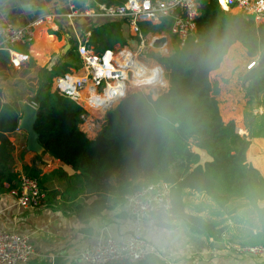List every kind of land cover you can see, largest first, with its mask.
<instances>
[{
	"label": "trees",
	"instance_id": "obj_1",
	"mask_svg": "<svg viewBox=\"0 0 264 264\" xmlns=\"http://www.w3.org/2000/svg\"><path fill=\"white\" fill-rule=\"evenodd\" d=\"M93 1L92 5L110 6L126 0ZM198 10L195 35L182 48L175 45L168 55L149 54L164 69L168 81L165 92L155 99L150 94L127 95L105 112L98 135L89 140L80 129L83 108L51 90L52 79L62 75L66 65L39 69L32 99L37 106L34 130L44 153L69 166L77 178L73 183L68 178L67 189L53 195L71 201L83 193H112L118 203L142 186L162 181L171 185V205L167 212L153 211L158 226L171 229L175 222H182L192 235L222 242L227 239L226 219L244 208L243 216L255 217L257 231L246 234L239 245L264 247V206H260L264 177L246 160L250 140L238 133L233 121L222 120L219 88L210 79L235 43L245 49L249 61L260 57L264 25L242 13L222 11L217 0H198ZM127 24L110 22L92 28L90 44L98 53L117 43L124 45ZM169 25L166 19L148 23L142 30L161 35ZM244 91L247 102L256 100L264 91V71L248 82ZM20 118L17 102H3L0 95V190L5 185L15 188L19 180L7 134L18 129ZM192 145L205 159L193 152ZM23 173L40 186L33 171L24 167ZM111 180L116 186L110 184ZM78 183L80 188L75 190ZM186 191L206 197L212 203L206 208L219 220L187 213ZM103 199L100 197V201Z\"/></svg>",
	"mask_w": 264,
	"mask_h": 264
},
{
	"label": "crops",
	"instance_id": "obj_2",
	"mask_svg": "<svg viewBox=\"0 0 264 264\" xmlns=\"http://www.w3.org/2000/svg\"><path fill=\"white\" fill-rule=\"evenodd\" d=\"M5 1L0 0V22L24 25L36 19L42 20L35 29L33 44L17 48L28 55L29 61L26 67L35 74L29 80L34 79L36 86L39 69L51 70L56 65H66L67 70L62 75H82L81 61L76 51L79 41L86 34L90 35L92 28L96 26L110 22H117L123 26L127 24L123 23L124 19L103 16H85L80 13L69 16V10L63 0H31L23 5L26 11L22 10V6L16 2L13 8L19 14L11 17ZM77 7L83 11L80 1L77 2ZM229 13L237 14L239 10L234 8ZM256 23L264 25V19ZM145 26V23H140L138 26L127 24L123 36L125 44H114L111 49L126 47L135 50L139 35L145 37L157 35L144 33L142 29ZM173 46V39L167 37V44L163 48L167 52L166 55L172 52ZM91 47L93 48L92 45ZM246 58L245 49L241 44H233L219 68L210 74V79L217 83L219 88L217 98L222 120L224 122L233 121L238 133L250 140L246 160L264 177V91L256 100L247 102L244 87L248 82L242 80ZM149 60L153 61L152 58ZM7 68H10L7 56L0 53V92L6 90ZM54 78L51 90H53ZM15 83L18 86L21 85L20 81ZM13 101L6 99L3 102L13 103ZM85 112L88 114V120L80 129L89 140H94L101 129L103 120H94L93 111L87 108ZM95 116L100 115H93ZM7 138L14 148L12 154L14 171L19 176L25 175L24 167L33 171L41 183L39 187L43 193L40 207L21 209L7 185L0 190V230H8L28 237L33 247L32 257L24 264H86L79 259V254L85 247L105 237L123 240L135 230H138L149 244L156 247L163 257L150 255L137 264H264V253L248 257L227 251L222 242H214L212 239L192 235L182 222H175V227L171 229L160 227L153 213L150 219L137 221L124 210L123 201L116 203V195L112 193H104V196L96 193H83L78 194L71 201H67L69 198L63 200L59 194L53 195L52 193L64 192L67 189L68 178H72V183L77 181V178H74V171L49 154L44 152L35 154L27 151V135L21 130L17 129L7 134ZM200 156L205 157L203 154ZM110 184L116 186L114 180H111ZM78 188H80L79 183L75 184V190ZM72 193L74 195L73 191ZM100 197L105 199L100 201ZM191 199L194 200V205L188 207L186 202ZM203 201L210 202L202 195L186 191L185 211L204 218V211H197L195 207ZM260 206H264V201ZM239 210L242 216L246 212L244 208ZM88 213L93 214L86 217ZM245 221L232 224L230 219H226L224 225L230 227L225 234L227 239V233L234 232L235 227L245 229L246 234H255L257 231L255 217L250 215L249 224Z\"/></svg>",
	"mask_w": 264,
	"mask_h": 264
},
{
	"label": "built area",
	"instance_id": "obj_3",
	"mask_svg": "<svg viewBox=\"0 0 264 264\" xmlns=\"http://www.w3.org/2000/svg\"><path fill=\"white\" fill-rule=\"evenodd\" d=\"M78 1L83 11L77 7ZM63 2L69 10V16L80 13L85 16L124 19L129 26H138L140 23L157 24L166 19L170 24L166 34L146 37L139 35L135 50L123 47L107 49L98 54L90 45L89 34L79 41L76 51L83 74L79 76L64 74L55 77L52 91L83 108L80 127L87 123L85 109L92 111V104L99 95H104L108 99L99 103L102 108L115 96L125 98L130 87L145 89L153 86V89H161L162 82L166 81L164 69L155 60H149V54L154 52L152 49L154 40L162 36L171 37L174 46L182 48L186 41L195 35L196 19L199 16L198 0H126L123 4L110 6L99 3L92 5L93 0ZM217 4L224 12L236 8L239 13L253 18L255 22L264 19V0H217ZM41 22V19L29 21L24 25L0 22V53L7 56L11 69L19 70L28 63V55L17 48L33 44L35 29ZM258 61L259 56L251 59L246 65V71L256 67ZM30 104L37 107L34 102ZM11 194L21 209L38 208L43 199L38 181L26 175L19 176L16 187L11 189ZM170 195L169 183L159 181L147 184L138 191L125 195L123 207L128 215L137 221L150 219L153 211H169ZM222 244L227 251L242 256L254 257L264 253V247H242L225 237ZM32 255L33 247L28 237L0 230V264H24ZM150 255L161 257L156 247L149 244L140 232L135 230L123 240L112 237L97 240L80 252L79 259L86 264H137Z\"/></svg>",
	"mask_w": 264,
	"mask_h": 264
},
{
	"label": "rangeland",
	"instance_id": "obj_4",
	"mask_svg": "<svg viewBox=\"0 0 264 264\" xmlns=\"http://www.w3.org/2000/svg\"><path fill=\"white\" fill-rule=\"evenodd\" d=\"M24 47V46H22ZM18 50H21V49H18ZM169 52H171V50H169ZM246 63H244V71L242 73V75L244 76L242 78V80H245V75L247 73L246 71V65L247 63L249 62V59L246 58L245 59ZM244 61V62H245ZM27 64L22 67L21 69L19 70H15V69H11V68H7L8 71H7V74H5L7 80L5 81L6 83V90L3 91V92H0V95L3 99V101H5L6 99L8 100H14L15 102H18V101H24V102H32V99L33 97H35L36 95V92H37V86H36V82L35 80H29V79H32L35 74H33L31 72L30 69H28V67H26ZM18 82L20 81L21 85L18 86L17 83L15 82ZM52 85V83H51ZM168 89V81L166 80V85L164 86V88L162 87L161 89H144V88H141V89H128V93L126 94H133V93H138L139 95L140 94H150L152 96V98H156L157 96H159L160 94H162L163 92H165L166 90ZM17 97H20L21 99L17 100L18 98ZM88 116V114L86 115V117ZM92 118H96L98 120H103L104 116L100 115V116H95ZM195 148V145H192V150H194ZM202 158L205 159L204 156H201ZM41 184V183H40ZM191 198V197H190ZM189 198V199H190ZM198 200V199H197ZM193 201L194 200H190V201H187L186 202V205L189 207L191 205H194L193 204ZM211 203H206V202H199V204L195 205V207H201L202 210H204V218L205 219H208V220H219V218H217L216 216H213L209 209H207L206 207L209 206ZM212 205V204H211ZM192 207V206H191ZM240 213V210H238L237 214L234 216V217H229L227 219H230L232 221V224L234 223H243L245 221V218L247 217V220L245 222H249L250 221V216L248 215H245L242 217V215L239 214ZM222 219V218H220ZM226 219V218H225ZM224 227L229 231L230 230V227L228 228V226L224 225ZM235 231L232 232L230 231L229 234L227 233V236H228V239H230L229 241H231L233 244H240V241H243L246 237V233H245V229L243 228H236L235 227ZM233 252V251H232ZM202 261V260H201Z\"/></svg>",
	"mask_w": 264,
	"mask_h": 264
},
{
	"label": "water",
	"instance_id": "obj_5",
	"mask_svg": "<svg viewBox=\"0 0 264 264\" xmlns=\"http://www.w3.org/2000/svg\"><path fill=\"white\" fill-rule=\"evenodd\" d=\"M30 1L31 0H6L5 5L9 8V14L11 15V17H16L19 13L14 11L13 8L14 3L16 2L19 3V5L22 6V10L26 11L23 5L27 4ZM11 22H13V20H11ZM166 44H167L166 36L157 37L152 44V49L156 54L161 53L162 55H166L167 52L163 50ZM263 71H264V50L262 51V54L259 57V61L256 67H254L250 71H247L245 75V81L250 82L254 77L259 75ZM136 95L139 94L136 93ZM120 100H122V96L120 97L115 96L111 98L109 103H107V105H105L104 107L100 108V110H98L97 113H101L100 115L104 116L105 112L109 110L113 105L118 103ZM17 106L21 113V118L18 124V130L25 132L27 135L26 150L35 154H41L42 152H44V148L38 142V134L34 130V125L37 119V107L31 105L29 102H24V101H18ZM193 152L197 153L198 155H202V151L198 148H195Z\"/></svg>",
	"mask_w": 264,
	"mask_h": 264
},
{
	"label": "bare ground",
	"instance_id": "obj_6",
	"mask_svg": "<svg viewBox=\"0 0 264 264\" xmlns=\"http://www.w3.org/2000/svg\"><path fill=\"white\" fill-rule=\"evenodd\" d=\"M151 78H153V76H150ZM162 84H163V82H162ZM152 87L153 86H150L149 88L148 87H145V89H152ZM128 89H133L132 87H130V88H128ZM135 89H141V88H135ZM108 99H107V97H105L104 95H99V97L93 102V104H92V114L93 115H100L101 113H97L98 112V110H100V106H99V103H101L102 101H107ZM98 103V104H97ZM92 115V116H93ZM86 118V120H88L87 118H88V116L87 117H85Z\"/></svg>",
	"mask_w": 264,
	"mask_h": 264
}]
</instances>
